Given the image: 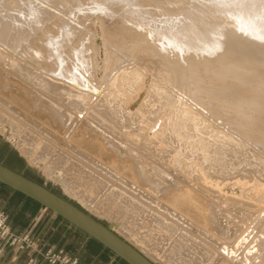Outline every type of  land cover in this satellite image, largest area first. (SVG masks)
Wrapping results in <instances>:
<instances>
[{
    "label": "bare ground",
    "instance_id": "6f19581e",
    "mask_svg": "<svg viewBox=\"0 0 264 264\" xmlns=\"http://www.w3.org/2000/svg\"><path fill=\"white\" fill-rule=\"evenodd\" d=\"M0 59L110 131L108 154L155 191L195 205L177 177L194 183L244 264H264V0H0ZM240 80L252 85L226 101ZM101 166L92 178L115 179Z\"/></svg>",
    "mask_w": 264,
    "mask_h": 264
},
{
    "label": "rangeland",
    "instance_id": "374dc122",
    "mask_svg": "<svg viewBox=\"0 0 264 264\" xmlns=\"http://www.w3.org/2000/svg\"><path fill=\"white\" fill-rule=\"evenodd\" d=\"M34 81V76L26 79L0 59V143L15 150L43 185L59 191L103 223L115 222V231L155 264L245 263L243 248L235 250L232 245L237 228L210 208L211 201L202 198L194 183L177 177V185L188 186L196 194L195 205L191 200H179L177 195L184 194L166 187V193L155 191L151 181L138 174L133 159L108 154L113 137L110 131H95L92 123L69 117L64 103L42 94ZM238 83L226 94V101L235 100L239 90L252 85L251 80ZM213 86L223 87L217 81ZM88 165H102L116 174L115 179L92 178L96 172ZM167 178L161 185L168 186L170 174ZM171 178L175 180L176 175L172 173ZM86 185L93 186L91 194L84 190Z\"/></svg>",
    "mask_w": 264,
    "mask_h": 264
},
{
    "label": "crops",
    "instance_id": "0c3cea01",
    "mask_svg": "<svg viewBox=\"0 0 264 264\" xmlns=\"http://www.w3.org/2000/svg\"><path fill=\"white\" fill-rule=\"evenodd\" d=\"M0 211L7 214L15 232L28 234L42 248H62L80 264H126L52 211L2 184ZM0 264L47 263L34 249L9 246L0 240Z\"/></svg>",
    "mask_w": 264,
    "mask_h": 264
},
{
    "label": "water",
    "instance_id": "95a60500",
    "mask_svg": "<svg viewBox=\"0 0 264 264\" xmlns=\"http://www.w3.org/2000/svg\"><path fill=\"white\" fill-rule=\"evenodd\" d=\"M0 184L34 200L94 239L126 264H155L120 236L115 222L103 223L69 199L0 162Z\"/></svg>",
    "mask_w": 264,
    "mask_h": 264
},
{
    "label": "built area",
    "instance_id": "2783aa9c",
    "mask_svg": "<svg viewBox=\"0 0 264 264\" xmlns=\"http://www.w3.org/2000/svg\"><path fill=\"white\" fill-rule=\"evenodd\" d=\"M0 240L9 246H23L34 249L47 264H80L77 257L62 248L49 246L42 248L28 234L15 232L8 222V216L0 211Z\"/></svg>",
    "mask_w": 264,
    "mask_h": 264
},
{
    "label": "trees",
    "instance_id": "16d2710c",
    "mask_svg": "<svg viewBox=\"0 0 264 264\" xmlns=\"http://www.w3.org/2000/svg\"><path fill=\"white\" fill-rule=\"evenodd\" d=\"M0 162L3 163L4 165L18 171L21 172L22 174H24L25 176L35 180L38 183L42 182L37 179V176H35V172L34 170H32L23 160L22 157H20L17 152L15 150H13L7 143H0ZM47 187V186H46ZM49 189H51L53 192L61 195V193L55 189H52L50 187H48ZM63 196V195H61ZM65 197V196H63ZM66 198V197H65ZM72 202V201H71ZM74 203V202H73ZM76 204V203H74ZM77 205V204H76ZM79 206V205H77ZM80 207V206H79ZM94 243H96L98 246H102L101 244H99L97 241H95L94 239L90 238Z\"/></svg>",
    "mask_w": 264,
    "mask_h": 264
}]
</instances>
